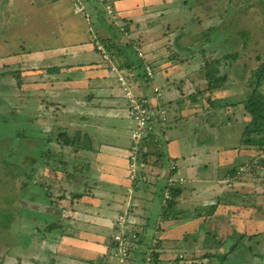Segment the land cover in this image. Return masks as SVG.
Instances as JSON below:
<instances>
[{"label":"crops","instance_id":"1","mask_svg":"<svg viewBox=\"0 0 264 264\" xmlns=\"http://www.w3.org/2000/svg\"><path fill=\"white\" fill-rule=\"evenodd\" d=\"M107 1L113 5L116 12H114L115 20L113 24L107 22L110 18L107 20L105 19L104 12L98 8L95 2L93 3L91 0H80L84 7L85 16L88 19H90V17L97 19L101 18L105 20L104 22L107 23L108 27L111 29L114 28L113 33L115 34V40H111L112 38L110 39L108 35L110 33L108 29L110 28L101 30L99 33L104 36L108 32L104 38H101L104 39L105 42H112V45L123 49L125 55L124 59H126L127 62L125 65H132L133 70L130 71L134 72L138 70L144 73L145 71L138 66L140 63L141 67L142 65H146L145 63L153 66V78L148 80L142 73L139 78H136L137 83L133 86L132 93L137 96V98H147L152 106L151 111H154V113L158 108L165 109L169 122V126L164 127L165 131L163 130L160 136L155 137L157 138L158 147L162 152L161 156L163 157L161 160L163 163L158 162L153 164L154 166L149 170V172L152 171V174L155 175L152 186H146L144 192H139V188H137L135 189V193L131 195V200L134 199V207L142 206L140 209L135 208L134 214H130L133 218V216L138 213V216L135 218L136 221L133 220V223H135L133 225H142V233H144V235L140 236L144 238L145 235L149 232L151 233V230H153L147 229V226L160 223V225L164 224L166 228L169 227L170 230L173 231L174 226L170 225L168 221L171 223L175 222L174 225H176V227H178L179 224L182 225V232L179 231V239L188 242V245L183 248L186 254L191 255L195 252L202 256H206V253H209V251L217 250V253H223L232 247L229 252L224 253L225 263L218 264H264V249L261 251V249L264 248V206H256L253 209L254 206L248 205L264 204V195L251 192L249 188L246 189L243 187L245 185H241L238 188H234V186L226 188L224 182L226 183L227 180L231 179L228 174L233 170L230 167L233 165L236 156L235 154L229 153L230 150H227V154L224 152L225 150L221 153L218 145V138L212 136L210 140L206 142L204 137L205 134L201 132V129L206 127V125L200 124V122L205 119L204 112H206L202 104H205L206 100H215L212 97L218 93L216 91V93H214L212 90H209V86H206V84H208V70H206V64L210 63L212 66H215L219 73L218 76L224 80L223 84H229H226V89L230 86V89L224 90V92L222 91L223 97L219 99L216 98L218 101H215L217 104L221 105L220 107L227 105L224 110H228L230 107L233 108L234 105L238 104L236 108L238 109L239 106H241L243 111V106L240 103L243 102L245 93H238L237 91L238 77L240 78L242 76V79H244L242 82L244 89L247 87L245 86L246 82L249 81V73L247 72L245 63L236 61V58V60L231 59V61H228L229 63L226 64L227 59L229 60L233 54L228 55V57L230 56L229 58L224 56L216 60L208 55L209 52H207V50L211 49V54L214 53L212 48H219L227 53L224 49V43L228 44L229 40H221L222 35L227 33V28L220 27L219 25V21H221L223 16L219 10L220 2L217 3L218 0ZM194 6L195 8H193ZM9 9L10 7L6 8L5 12ZM186 11H191L195 14L191 21H195L197 27L190 26V23L185 24V27L179 26L177 18L182 13L184 15L186 14L187 18L188 13H186ZM226 14L227 12L225 11L224 16ZM64 20L65 18H59L50 22V24H58ZM138 21L143 25L142 27H140ZM118 22L121 24L120 27L117 24ZM97 25L98 24H96V27H98ZM33 28H39V26ZM120 28H124V30L120 31ZM7 30L8 29L4 31L5 33H0V38L7 35ZM200 31L206 33L204 39L205 48H202L203 51L200 50L202 56L198 55L203 58L202 64L201 60L193 54L191 48L187 47L192 37L196 36ZM9 33L11 35L13 33L19 34L22 33V30L18 29ZM118 36L119 39H116ZM93 37L94 40L97 39L98 41L104 42V40L98 37V34L97 36L96 34H94V36L92 35V38ZM131 38H133V40H130ZM131 45L133 48L136 45L138 46L140 53L143 54V58L136 59L132 56V53H129V47ZM184 45L185 48L182 49ZM241 45L244 46L243 43H241ZM91 46L89 51V47L87 48L86 44L82 41V45H76L71 49L65 46L51 50L53 57L49 58L45 57L44 52L30 54L35 58L34 60L30 58L27 60H23L22 58L14 59V57L10 56L5 58V60H7L6 64L8 65L19 63L22 64L23 67L26 66L29 68V66H32L35 75H38V70L46 69L44 75L40 74L36 76L39 81H35L34 85L37 87L38 96L42 94L41 92H45L48 97L52 96L53 99L57 98L60 102L56 105L51 104L53 106H61L62 108L60 111L61 114H59L58 117L53 114L51 120H54V124H57L58 120L62 119V117H66L70 119L71 122L78 123L77 126H75L76 129L70 128L71 134L69 135L73 138H68L66 136L65 133L69 131V129L65 128L67 126H62L63 128L57 125L50 126V131L47 134L48 139L45 141L46 138L41 137L45 129L41 127L40 124L33 127L31 119L22 118L20 138L23 142V152L21 155L24 153L26 157L22 159L24 165L21 167L20 175H22V177L24 176L25 179H21L20 186L23 200L35 202L40 208L45 207L41 212L42 214L39 213V215L47 217L48 221L52 224V230H63L65 223H67L69 219H64L63 216V214H66L64 211L66 208H55V206L49 202L51 196H48L49 188L46 189L47 182L45 179L48 178V172L50 171L54 180L58 176L65 177L64 179L67 180V182L64 183L67 186L68 193H64L61 202L66 203V201H70L68 205L70 212L82 216L85 221L94 219L97 221V217L100 216V224L103 225V229L100 231L90 229L88 232H85L89 237V239L87 237L84 238L85 241L88 240L89 242L95 243V246H93L92 243H85L83 246H78L79 251H77V254L80 259L79 263L81 261H92L90 258L93 257L94 259L97 253L103 254L104 248L102 245L100 247V241L102 240L100 238L106 236L105 233L107 234V232L104 228L107 227L110 229V220L116 214L115 211H109L111 207L107 206L110 204L109 202H115V204L120 205L121 203L117 197L122 196L123 198V195H126L127 199L129 196L127 192L128 188H126L127 185H123V182L128 180L126 157L130 148L131 131L133 130L132 125L126 118L127 103L123 100V94L117 86L115 87V85L112 84L114 81L109 75L110 72L108 73L105 65L101 64L95 47L93 45ZM84 49V52L75 54V52ZM45 52L48 53L49 51ZM134 53L136 52L134 51ZM76 55L83 57L84 63L82 65L76 63ZM208 58L212 59V61L208 60ZM68 59L74 61V63L68 68V70H70L69 72H64L67 76L60 78L58 77L60 73H57L56 69H63ZM204 59L208 60L206 61L207 63ZM45 60H53V64L56 66L50 68L44 67ZM204 63L206 76L203 73L204 71H201ZM75 64L77 66H75ZM193 64H201V66L197 70L192 71L191 68ZM84 66L87 70L80 69ZM167 67H170L168 71ZM75 69H80V71L77 72ZM222 70L224 71L223 73ZM78 73L81 74L77 75ZM196 74H202L205 81L201 83L199 79L196 80L194 78ZM22 77L24 76L22 75ZM168 77H176L175 81L178 82L172 84L169 82L170 78ZM223 84L219 89H224ZM41 85L44 87L42 88ZM78 89L81 90V92L78 91ZM154 89H158L159 93L156 95L153 94ZM210 92L212 93L210 94ZM86 93L90 96H87ZM241 94L243 95L241 97L242 99L237 98V95ZM63 95H67L65 100L62 99ZM223 101L224 103L227 102V104H224ZM213 102H211L210 108L212 111L215 110L214 106H216V103ZM187 112H190V114H187ZM107 113L111 114L107 115ZM153 116L152 118H154ZM156 118H154V121H156ZM214 118L216 120L218 119L216 117ZM200 119L201 121H199ZM27 120L30 122L27 123ZM214 123L215 124H212V129L215 133L218 122ZM108 129L114 131L116 136H112L111 139L106 138L104 134L107 133ZM101 131H104V134H102ZM30 134L32 136L34 135L37 140L30 138ZM160 138L163 139L164 147L159 143ZM39 141L40 144L43 145L44 143H46V145L52 144L55 148V152H45L46 154H44L39 147ZM95 143L98 145V148L93 147ZM35 145L37 146L36 148L34 147ZM155 149L156 148H154V150ZM91 152L93 153V157L96 158L95 169L92 168L93 163L91 161H93V159L87 156V153ZM58 153L61 154L58 156ZM236 154L239 155V152L237 151ZM116 155L118 160L125 158V161L123 163L121 161L113 163ZM45 156L48 159L51 157H58V159L53 162H49L48 160L44 161ZM71 156H75L76 158H71ZM104 157H106L107 160ZM153 157H156V155H153ZM62 158L68 159L73 163H79L81 159H85L84 162H81V165H85L82 171H89L91 168L94 169L90 171L91 177H87L86 173H84V175L80 174L81 171L76 170L77 168H74L73 174L71 170H69L71 166H68L66 163L62 165L58 163L62 161ZM73 163H71V165H73ZM169 163L175 164L177 167L172 171L171 177L177 176L182 183L181 185L177 183L173 184L175 188L179 189V197L176 199L175 207L171 211L163 212L165 206L160 194L162 188L166 187L165 184L168 183L164 174L169 170ZM98 166H100V168H98ZM119 169L122 170V174L117 175L116 173ZM115 174L116 176H114ZM75 175L87 177L86 180L92 179V176L113 177V179L102 184L106 188L102 195L94 198L90 196V198L84 199L83 192L88 191L86 188H89L88 186L90 184L84 183V189H80L78 183L76 184L75 181H73L74 178H77ZM33 177L36 179L34 180ZM162 177L164 180H161ZM117 179L120 181L116 182ZM101 181L102 180H99L98 182L101 183ZM74 185L77 186L78 189L74 187ZM148 191L150 194H147V198H142L140 193H147ZM78 192H82V195ZM65 196H68V198ZM79 198H83L80 203L76 202V199ZM36 199H38V201H36ZM46 204L49 205L47 206ZM47 207L51 210L48 211ZM27 208H32L30 202L26 204V209ZM93 211H102V214L94 213ZM84 223L81 221L79 222L80 227H82L81 230L85 229ZM194 225L198 226V228L196 231H190L189 227ZM232 226L234 228H241L245 231L246 237L239 241L240 244L231 243L230 246H227L226 242L219 243V240L213 245L202 242L207 235H210L212 237L211 240L214 241L219 230H224L231 235L230 240L227 238L224 241H231L233 234L228 231ZM254 226L258 229L256 230ZM182 227H185V230H188V232L192 234L185 232ZM108 235L110 237L111 234ZM193 235L195 237H192ZM170 237L173 238V234H170ZM79 239L80 238H78V240ZM195 240H197L198 243L194 250V248L189 246V242H194ZM171 241L172 239L169 240L166 236L164 241L158 244L162 243L163 245H167L172 243ZM151 242L152 239H149L147 245L149 243L151 244ZM250 242L254 243L253 248L250 246ZM24 245L28 247V243ZM41 247L45 248L43 245H41ZM6 258L8 260L7 264H10V262L11 264H19L16 259L12 258V255L10 258ZM14 258L20 257L14 256ZM11 260H13V262ZM20 261V263H22V260Z\"/></svg>","mask_w":264,"mask_h":264},{"label":"rangeland","instance_id":"2","mask_svg":"<svg viewBox=\"0 0 264 264\" xmlns=\"http://www.w3.org/2000/svg\"><path fill=\"white\" fill-rule=\"evenodd\" d=\"M219 2V10L223 15L221 21H219V25L220 27L227 28V33L222 35L221 40H229L228 44L224 43V49L227 53L219 48H212L214 52L213 54L215 55L211 54V49L207 50V52H209L208 55H210L209 57L216 60L219 57L224 56L229 58L230 56L228 57V55L233 54V56L229 58V60L227 59L226 64H228V61H231V59L236 60V58V61L245 63L247 72L249 73L248 80H250V78H252V74L257 69H259L260 65L264 64V0H218L217 3ZM76 4L77 2L75 0H0V33H5L4 31L8 29V33L6 35L7 37L4 36L0 38V264H7L8 260L6 257L10 258L11 255L12 258L16 259L19 264H52V262L53 264H137L139 262H142V264L225 263L224 253L229 252L232 247L228 250L226 249L227 251L223 253H217V250L209 251V253H206V256H202L201 254H197L195 252L191 255L186 254L183 248L188 245V242H184L183 239H179V231L182 232V225L180 224L178 227H176V225H174L175 222L171 223L170 221H168L170 225L174 226H172L174 229L173 231L170 230L169 227L166 228L164 224L160 225V223L147 226V229L153 230H151V233L149 232L147 235H145L144 238L141 237L144 235V233H142V225H133L135 224L133 223V220H135L136 216H138V213H136L133 218L131 215L134 214L136 210L135 208L140 209L142 208V206L134 207V199L131 200V195L135 193V189L137 188H139V192H144L146 186H152V181L155 178V175L152 174V171L149 172V170L152 166H154L153 164L158 163L157 158L153 157L152 155L154 147L152 145H143V142L148 140V138L144 137L148 136L150 133L151 135L149 137V140L158 137L160 136V133L163 132L164 127L169 126L167 112L162 108H158L155 113L154 111L150 110V119H152V116L154 115V118L157 117V122L150 121L149 127L151 128V132H146L141 136V138L144 139H142L141 141L140 149L143 148V150L137 155V159L131 157L132 148L134 146L131 131L130 148L127 152L126 157L127 171L129 175L127 174L128 180L123 182V185H127L126 188H128L127 192L129 196L127 199L126 195H123V198L122 196L117 197L121 203L120 205L115 204V202H109L110 204L107 206L111 207L109 211H115L116 214L110 220L109 227L111 230L105 227L104 230L107 232V234L105 233L106 236L100 238L102 239L100 241V247L102 245L104 248L103 254L97 253L94 256V259L93 257L90 258L92 259V261H81L79 263L80 259L78 258L79 255L77 254V251H79V247L83 246L85 243H92L88 240L85 241L84 238L87 237L89 239L88 235L85 234V232H88L90 229L100 231L103 229V225L100 224V216L97 217V221L96 219L85 221L82 216L75 215L69 211L68 205L70 204V201H66V203L61 202V198L63 197L64 193L67 192V186L64 183L67 182V180L64 179L65 177L58 176L54 180L50 171L48 172V178L45 179V181L47 182L46 189L49 188L48 196H51V198H49V202L54 205L55 208H66L64 210L66 214H63V216L64 219H69V221L65 223L63 230H52V224L48 221L47 217L39 215V213H41L45 209V207L40 208L39 205L35 202L23 200L20 184L21 179H25V177H22V175H20V170L24 165L22 163V159H25L26 155H24V153L23 155H21V153L23 152V142L20 138V125L23 121L22 118L31 119L33 127L40 124L41 127L45 129L43 136H41L42 138H46L45 141L48 139L47 134L50 131V126L53 125L61 126V128H63L62 126H67L65 128L69 129V131L67 130L68 133L65 134L68 138H73L69 135L71 134L70 128L76 129L75 126H77L78 123L71 122V120L66 117H62V119H60L61 121L58 120L57 124H54V120H51L53 114L58 117L59 114H61L60 111L62 110L61 106H53L51 104L56 105L60 102L57 98L53 99L52 96L48 97L45 92H41L42 94L38 96V91L36 89L37 87L34 85L35 81H39L38 77L36 76L40 74L44 75V73H46V69L38 70V75H35L32 66H29V68L26 66L23 67L22 64L19 63L8 65L6 64L7 60H5V58L7 56H10L14 57V59L22 58L23 60H27L30 58L31 60H34L35 58H33L30 54L38 52H44L45 57L49 58L53 57L51 50H55L65 46L71 49L76 45H82V41L84 42V44H86L87 48L89 47L88 50L90 51V47H92L91 45L95 47L94 44L97 41V39L94 40V37L92 38V35L94 36V34H96L97 36L98 34V37L102 39L108 34V32L104 36L100 35L99 32L110 27H108L107 23L104 22L105 20L101 18L97 19L90 17V19H88L85 16V13L76 14L74 11ZM80 5L83 6L81 2ZM109 6L111 8V11L113 12V15H115L116 12L113 5L110 4ZM8 7H10V9L5 12V9ZM99 8L102 9V11L104 12V17L107 20L108 15L105 14V7L101 4ZM193 8H195V6ZM225 11L227 12V14L224 16ZM186 13H188L187 18L186 14L184 15L183 13L178 16L177 22L179 26L183 27L185 24L190 23V26L197 27L196 22L193 20L191 21V19L194 18L195 14L191 11H186ZM59 18H65V20L58 24H50V22ZM138 23L140 22L138 21ZM96 24H98V27H96ZM117 24L119 27L121 26L120 22H118ZM139 25L140 27L143 26L141 23ZM37 26H39V28H33ZM18 29H21L22 33H13L12 35L9 33L11 31L14 32ZM113 29L114 28L108 29V31L111 33L108 34L110 39L112 38L111 40H115ZM119 30L123 31L124 28H120ZM202 32L203 31H200L196 34V36H193L192 40H190L188 44L189 46L187 45L188 48H191L193 54L201 60V64L203 58L199 56H202L200 52L203 51L202 48H205L204 39L206 37V33ZM116 39H119V36ZM130 40H133V38H131ZM241 43H243L244 46H242ZM184 48L185 45L182 49ZM45 51L49 52L46 53ZM84 51L85 49L77 51L75 52V54H80ZM134 51H138L137 54L140 53L137 45L134 48L132 46L129 47V53H133ZM140 54L141 55H139L140 57L138 56V58L141 59L143 58V54ZM112 55L115 56L116 53H112ZM115 58L118 63V57L115 56ZM208 60L212 61V59L209 58ZM208 60L204 59L205 62ZM73 63L74 61L68 59L64 65L65 67L63 66V69H56V72L60 73L58 77H66L67 75L64 74V72H69L70 70H68V68L71 67ZM76 63L82 65L84 63L83 57L76 55ZM222 63L226 65L224 62ZM145 64L146 65H144V67L149 66L152 68V76L148 77L146 75V79H152L154 68L151 64ZM201 64H193L191 70H197L201 66ZM55 66L56 65L53 64V60L44 61V67L46 68ZM75 66L77 65L75 64ZM80 69L87 70L85 66ZM80 69L75 70L79 72ZM169 69L170 67H167V71ZM106 70L109 73V70L107 68ZM201 71H204L203 73L205 75V63L202 65ZM223 72L224 71L222 70V73ZM124 73L125 76L120 75V77L124 78L125 81H127L132 93L133 86L137 83L136 78H139L143 72L141 73L140 71L135 70L134 72L126 71ZM79 74L81 73H78L77 75ZM22 75L24 77H22ZM109 75L111 78H113L114 82H112V84L115 85V87L117 86L119 88L120 92H122L123 94V100L127 102V99L124 96V93L120 86L118 76L116 77L115 75H111L110 73ZM194 76V78L196 80L199 79L201 83L205 81L202 74H196ZM125 77L127 78V80ZM133 78L136 79L135 82ZM168 78L171 79H169V82L172 84L178 82L175 81L176 77ZM243 81L244 79H242V76L240 78L238 77L237 91L238 93L242 92L244 94L246 92V89L243 88ZM226 84L229 85L228 83H224V89L212 90L214 93L218 92V95L215 94L212 97L213 99H215L213 100L214 102L210 99L208 101L206 100L205 104H202L203 109L206 111L204 112L205 119L203 121H201L200 119L199 121H201L200 124H203L204 126L206 125V127L201 129V132L205 134L204 137L206 142L207 140L209 141L212 136H216L218 138V145L221 153L225 150L224 152L227 154V150H230L229 153L235 154L236 156L233 165H231V167L229 166L234 170V172L231 171L230 174H228L231 179L227 180L226 183L224 182V186L226 188H231L233 186L234 188H238L241 185H245L243 187L246 189L249 188L251 192H254L256 194L261 193L264 195V166L260 165L264 161V153L253 150L252 153H249V149L240 145L242 134L244 130H247V124L250 121L248 120V118H244L242 107L239 106L238 109L236 108L237 110L230 107V109L223 111H212L210 109L211 102L216 103L217 107L221 106L215 101H218L219 98L223 97L222 91L224 92V90L230 89V86H228V88L226 89ZM247 84L248 81L246 82L245 86H247ZM206 86H208V84H206ZM43 87L44 86H42V88ZM78 91L81 92V90L79 89ZM153 92V94L155 95L159 93L158 89H154ZM211 93L212 92H210V94ZM261 93V95L264 96V87H262ZM86 95L90 96L88 93H86ZM66 96L67 95H63L62 99L65 100V98H67ZM237 96V98L242 99L241 97L243 95L241 94ZM135 97L137 98V96ZM145 102L148 104L149 109H152V106L150 105V102L147 98H145ZM257 106L260 112L259 116L264 117V100L261 99L260 102H257ZM159 110H161L162 112H159ZM108 114L111 113H107V115ZM187 114H190V112H187ZM214 117L218 119L216 120ZM127 120L134 128L135 124L128 118ZM28 122L30 121L27 120V123ZM214 122H218L215 133L212 129V124H215ZM260 127L261 125L259 123H253L250 125L248 131L250 133H254L257 132ZM101 132L102 134H104V131ZM104 135H106V138L109 139H111L112 136H116L114 131H111L110 129H108L107 133ZM30 138H32L33 140H37L36 137H34V135L32 136L31 134ZM159 143L161 146H163V139L160 138ZM36 145L34 146L35 148L37 147ZM39 147L41 148V151L44 152V154H46L45 152H55V148L52 144L46 145V143H44L43 145L40 144L39 141ZM93 147L98 148V145L95 143ZM237 151L239 152V155L236 154ZM59 154L61 153H58V156ZM87 156L93 159V161H91L93 163L92 168L95 169L96 158L93 157V153H87ZM144 156H146V158ZM247 156H251L253 160L250 161L251 158L247 159ZM73 157L75 156H71V158ZM104 158L106 159V157ZM56 159H58V157H51L49 159L46 156L44 157V161L48 160L49 162L56 161ZM84 161L85 159H81L79 163H73L68 159L62 158V161L58 163L60 165L66 163L68 164V166H71L69 170H71L73 174L74 168H77L76 170L81 171L80 174L84 175V173H86L87 177H91L90 171L94 169L91 168L89 171H82V169L84 168L83 166L85 165H81V162ZM120 161L123 163L125 161V158L118 160L116 155L113 163H118ZM71 163H73V165H71ZM98 168H100V166H98ZM176 168L177 167L175 164L169 163V170L164 174L166 180L168 181V183L165 184L167 187L176 183L178 185H181L182 183V181L178 179L177 176L171 177L172 171ZM116 174H122V170L119 169ZM116 174L114 176H116ZM75 176H77V178H74V180H72L75 181L76 184L78 183V187L80 189H84V183L90 184L88 186L89 188L85 187L88 191L83 192L84 199L90 198V196L94 198L96 196L102 195L104 193V190H106V188L102 184L113 179V177L110 178L102 176H92V179L86 180L87 177H80L79 175ZM33 179L35 180L36 178L33 177ZM99 180H102L101 183L98 182ZM161 180H164V178L162 177ZM118 181L120 180L117 179L116 182ZM75 185L74 187L78 189V187ZM78 193L82 195V192ZM140 194L142 198H145L147 194H150V192L148 191L147 193ZM65 197L68 198V196ZM81 199L83 200V198L76 199V202H82ZM36 201H38V199H36ZM28 202H30V206L32 208L26 209V204H28ZM46 205L48 206L49 204ZM248 205L254 206L253 209L256 206H264V204ZM48 208L49 207H47V209ZM50 210L51 209H48V211ZM93 212L102 214V211ZM80 221L83 223L86 222L84 223L85 229H83L85 231L81 230L82 227H80L79 225ZM183 228L185 232L192 234L188 232V230H185V227H182V229ZM197 228L198 226L194 225L189 227V230L196 231ZM255 228L256 230L258 229L257 227ZM225 232L226 231L224 230H219L218 233L220 235L217 233L216 239L214 241L211 240L212 237L210 235H207L202 242L205 244L213 245L216 244L219 240V243L226 242L227 246H230L231 243L240 244V239L246 237L245 231L243 229L237 227L234 228L232 226L228 231L233 234L231 241H229L231 235ZM108 234H111L110 237ZM170 234H173L174 237H170ZM166 236L169 240L172 239V243L167 244L168 246L165 244L163 245L162 243L158 244L159 242L164 241V238ZM192 237L195 236L193 235ZM78 238L80 239L78 240ZM227 238L229 240L224 241ZM149 239H152V242L151 244L149 243L147 245ZM141 240L142 244H139ZM25 243H28V247L24 245ZM197 243V240H195L194 242H189V246H191L195 250ZM92 244L93 246H95V243ZM249 244L253 248L254 243L250 242ZM41 245H43L45 248H42ZM263 249L264 248H262L261 251H263ZM144 253L147 254L143 259L142 255ZM14 256H18L20 258H14ZM19 259L22 260V263H20L21 261ZM11 261L13 262V260Z\"/></svg>","mask_w":264,"mask_h":264},{"label":"trees","instance_id":"3","mask_svg":"<svg viewBox=\"0 0 264 264\" xmlns=\"http://www.w3.org/2000/svg\"><path fill=\"white\" fill-rule=\"evenodd\" d=\"M91 1L93 3L95 2L98 5V8L101 6V3H99L98 0H91ZM103 3L110 5V3L107 0H103ZM107 22H110L111 24L114 23V22H111L110 20H107ZM101 42L104 45L107 52L116 53L115 56L118 57V60H119L117 65L120 63L118 65V68L120 71L125 72V71L133 70L132 65H130V66L125 65L127 62H126V59H124L125 55H124L122 48H119V47L112 45L111 44L112 42H108V41L107 42L101 41ZM133 46H135V45H133ZM132 56L137 59L138 58L137 52L136 53L133 52ZM138 66L140 68H142L143 71H145L144 65H142V67H141V63H140V64H138ZM211 66H212L211 64L206 65V70H208V72H207V74H208L207 83L209 86V90H216L222 86L224 80L218 76L219 73L217 72L215 66L214 65L212 67ZM144 77L147 78L146 73H144ZM134 78H133V80L135 82L136 79H134ZM262 87H264V64L260 65L259 69H257L252 74V78H250V80L248 81L247 87H246V92H245V96L243 98V102L240 103L243 106L244 118H248V120H250L249 123L247 124V127H248L247 130H244V132L242 134V138L240 140V142H241L240 145L249 149L250 150L249 153H252L253 151H258L260 153H264V117L259 116L260 112H259L258 106H257V102H260L261 99L264 100V96L261 95L262 94L261 93ZM223 103H224V101H223ZM224 104H227V102H225ZM226 106L225 105L223 107L214 106V109L219 110V111H223L226 108ZM237 106H238V104L234 105L233 108H236ZM150 121H154V118H152ZM156 122H157V120H156ZM253 123H259L261 125V127L259 130H257V132L250 133L248 131V129H249L250 125ZM149 137H148V140L143 142V145H146V146L152 145L154 148H156L152 152L153 153L152 155H156L158 162H162L161 159L163 156H161L162 152H161L160 148L158 147V142L156 141L157 138H153V139L149 140ZM144 157L146 158V156H144ZM246 158L247 159L251 158L250 161L253 160V158L251 156H247ZM262 161H263V159H262ZM260 165L264 166V161ZM232 172H234V170H232ZM166 195H167L168 199H166ZM160 197L163 198V203L165 206V208H163V212L169 211V210L171 211L175 207L176 199L179 197V189L175 188V185H171L168 187L166 186V187L162 188ZM139 244H141V241L139 242ZM146 254L147 253H144L142 255L143 259L145 258ZM137 264H142V262H139Z\"/></svg>","mask_w":264,"mask_h":264},{"label":"built area","instance_id":"4","mask_svg":"<svg viewBox=\"0 0 264 264\" xmlns=\"http://www.w3.org/2000/svg\"><path fill=\"white\" fill-rule=\"evenodd\" d=\"M75 1L77 2L74 8L75 13L76 14L84 13V8L83 6L80 5V0H75ZM98 1L105 7L106 13L110 17H113V12L111 11L110 6L107 4H104L103 0H98ZM99 43L100 42L96 41L95 49H96L97 54L99 55L100 62L101 64L105 65V67L109 70L111 75H115L116 77L118 76L120 86L122 88L124 96L127 99L126 115H127V118L135 124L132 130V141L134 142V146L132 148L131 157L134 159H137V155L143 150V148L140 149L142 139L148 138L151 135L150 133L151 128L149 127V122L151 120L150 119L151 109H149L148 104L145 102V99L136 98L134 95H132L133 93H131L127 81H125L124 78L120 77V75L125 76V73L119 70L115 56H113L112 53L107 52L104 45H102L101 43L99 44ZM139 55L141 54L139 53L138 56ZM145 72L148 77L152 76L151 67L146 66ZM159 112H162V111L159 110ZM146 132L150 134L144 138H141V136L144 135ZM166 199H168L167 195H166Z\"/></svg>","mask_w":264,"mask_h":264},{"label":"clouds","instance_id":"5","mask_svg":"<svg viewBox=\"0 0 264 264\" xmlns=\"http://www.w3.org/2000/svg\"><path fill=\"white\" fill-rule=\"evenodd\" d=\"M106 15H108L107 13H105ZM108 18H110V21L111 22H114V20H115V15H113V17H110L109 15H108ZM98 41V40H97ZM98 42H100L101 44H102V42L99 40ZM103 45V44H102ZM136 52H138V51H136Z\"/></svg>","mask_w":264,"mask_h":264}]
</instances>
